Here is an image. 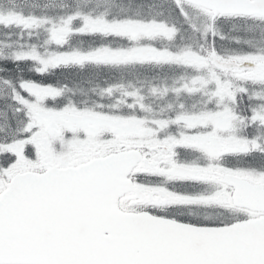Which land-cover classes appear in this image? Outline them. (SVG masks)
I'll return each instance as SVG.
<instances>
[{"label":"snow or ice","instance_id":"6c2138e0","mask_svg":"<svg viewBox=\"0 0 264 264\" xmlns=\"http://www.w3.org/2000/svg\"><path fill=\"white\" fill-rule=\"evenodd\" d=\"M0 264H264V0H0Z\"/></svg>","mask_w":264,"mask_h":264}]
</instances>
